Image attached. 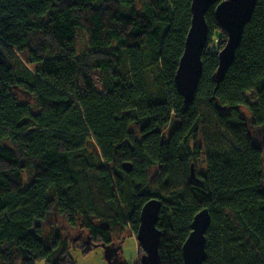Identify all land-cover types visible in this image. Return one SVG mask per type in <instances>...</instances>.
I'll use <instances>...</instances> for the list:
<instances>
[{"label":"trees","instance_id":"trees-1","mask_svg":"<svg viewBox=\"0 0 264 264\" xmlns=\"http://www.w3.org/2000/svg\"><path fill=\"white\" fill-rule=\"evenodd\" d=\"M191 4L0 0V264H77L69 243L42 238L51 217L78 227L89 244L71 245L88 254L111 247L126 228L136 236L152 199L162 203L160 264H183L204 208V264H264V0L222 78L228 35L217 4L209 8L202 76L186 102L175 76ZM93 71H101L104 93Z\"/></svg>","mask_w":264,"mask_h":264},{"label":"water","instance_id":"water-1","mask_svg":"<svg viewBox=\"0 0 264 264\" xmlns=\"http://www.w3.org/2000/svg\"><path fill=\"white\" fill-rule=\"evenodd\" d=\"M258 0H192L191 26L186 37L183 55L175 76L177 90L186 102H191L197 91L203 70L202 54L207 46L208 25L206 13L215 4V18L222 29L227 32L228 41L219 53L217 78H222L232 63L238 48L243 30L250 21ZM126 171L131 164L125 163ZM191 177L195 176L194 165H191ZM161 201L152 199L142 208L140 226L136 239L144 250L139 264H160L159 243L161 232L157 228ZM210 213L207 208L199 211L191 224V232L182 247L183 264H204L206 259V232L210 225Z\"/></svg>","mask_w":264,"mask_h":264},{"label":"rangeland","instance_id":"rangeland-1","mask_svg":"<svg viewBox=\"0 0 264 264\" xmlns=\"http://www.w3.org/2000/svg\"><path fill=\"white\" fill-rule=\"evenodd\" d=\"M77 45L80 51H83L87 47L85 34L81 30H78L77 33ZM34 67L35 66H31V68L33 69ZM90 77L94 82L95 89L101 93H104L101 71H93ZM248 95V97L253 100L254 95L251 93H249ZM28 100L33 102L30 96H28ZM198 144L202 148L201 156L203 157L205 156V149L202 135L198 136ZM198 167L200 171H203L205 169L202 161L198 162ZM148 175L150 183H154L157 176V167L148 168ZM78 233V227L71 228L63 220V218H59L56 216L51 217V221L48 224H44L42 228V238L45 240L46 245H51L52 242L57 241L58 237L62 240V243H69L70 255L77 264H115V253L118 252L119 259L124 260V262H126L127 264H139L140 258L144 254H141V246L138 243L136 236L133 235L132 231L127 228L124 229L121 235L114 236V247H112V249L105 246L93 247L88 254H83L79 247L75 248L73 245H71V241L75 239L79 240V245H82L84 243L89 244V241L84 237L85 235L79 236ZM118 242H121V248H118V245L120 244Z\"/></svg>","mask_w":264,"mask_h":264},{"label":"crops","instance_id":"crops-1","mask_svg":"<svg viewBox=\"0 0 264 264\" xmlns=\"http://www.w3.org/2000/svg\"><path fill=\"white\" fill-rule=\"evenodd\" d=\"M109 248H110V247H109ZM117 255H118V253H117ZM117 255L115 254V261H116V260H120L121 262H123V263H124V260H122V259H119V257H118L119 255H118V256H117ZM120 257H121V256H120ZM121 258H122V257H121Z\"/></svg>","mask_w":264,"mask_h":264},{"label":"flooded vegetation","instance_id":"flooded-vegetation-1","mask_svg":"<svg viewBox=\"0 0 264 264\" xmlns=\"http://www.w3.org/2000/svg\"><path fill=\"white\" fill-rule=\"evenodd\" d=\"M112 247H114L113 245L110 247V249H112ZM116 254V253H115ZM117 255V254H116Z\"/></svg>","mask_w":264,"mask_h":264}]
</instances>
